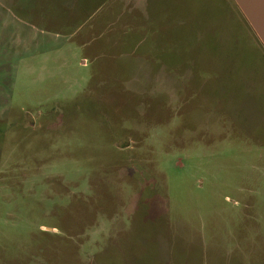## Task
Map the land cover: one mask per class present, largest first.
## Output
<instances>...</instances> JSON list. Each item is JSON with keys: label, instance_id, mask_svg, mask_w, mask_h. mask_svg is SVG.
<instances>
[{"label": "rangeland", "instance_id": "374dc122", "mask_svg": "<svg viewBox=\"0 0 264 264\" xmlns=\"http://www.w3.org/2000/svg\"><path fill=\"white\" fill-rule=\"evenodd\" d=\"M0 264H264L235 0H0Z\"/></svg>", "mask_w": 264, "mask_h": 264}, {"label": "water", "instance_id": "95a60500", "mask_svg": "<svg viewBox=\"0 0 264 264\" xmlns=\"http://www.w3.org/2000/svg\"><path fill=\"white\" fill-rule=\"evenodd\" d=\"M235 3L264 49V0H235Z\"/></svg>", "mask_w": 264, "mask_h": 264}, {"label": "crops", "instance_id": "0c3cea01", "mask_svg": "<svg viewBox=\"0 0 264 264\" xmlns=\"http://www.w3.org/2000/svg\"><path fill=\"white\" fill-rule=\"evenodd\" d=\"M112 5H125V6H132L133 11H142V9L146 8L148 5V0H111ZM102 24V23H101ZM94 27L91 28V30Z\"/></svg>", "mask_w": 264, "mask_h": 264}]
</instances>
